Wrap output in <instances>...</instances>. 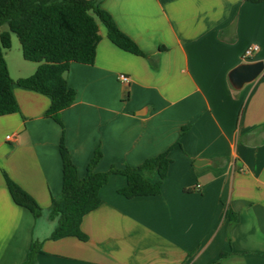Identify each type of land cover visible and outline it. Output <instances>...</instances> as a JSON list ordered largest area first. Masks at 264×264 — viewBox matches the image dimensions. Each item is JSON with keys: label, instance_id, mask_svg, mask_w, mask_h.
I'll list each match as a JSON object with an SVG mask.
<instances>
[{"label": "crops", "instance_id": "crops-1", "mask_svg": "<svg viewBox=\"0 0 264 264\" xmlns=\"http://www.w3.org/2000/svg\"><path fill=\"white\" fill-rule=\"evenodd\" d=\"M99 6L142 54L116 46L98 22L94 62H71L64 72L75 97L61 124L45 115L48 95L13 84L18 111L0 115V264H22L34 240L35 264H213L222 252L220 264H264V68L239 88L229 80L236 65L264 62V0ZM251 44L258 50L244 61ZM4 57L14 81L38 67ZM62 135L79 178L97 149L98 172L168 152L160 193L126 198L118 193L126 177L112 173L81 220L87 239H50ZM5 175L34 198L40 216L13 201Z\"/></svg>", "mask_w": 264, "mask_h": 264}, {"label": "trees", "instance_id": "trees-1", "mask_svg": "<svg viewBox=\"0 0 264 264\" xmlns=\"http://www.w3.org/2000/svg\"><path fill=\"white\" fill-rule=\"evenodd\" d=\"M247 1L256 3L263 0ZM98 22L105 26L108 38L116 46L137 55L142 54L134 40L122 32L112 16L99 6V0H0V115L18 111L12 89L16 83L48 95L50 105L45 115L61 124V110L68 107L75 97L64 72L71 62H94L100 39ZM3 25L7 26L6 30H2ZM11 33L20 42L23 58L38 63L33 74L15 81L9 74L4 57V50L11 47ZM59 153L62 186L59 197L53 198L48 208V217L56 221L50 239L66 236L87 239L80 228L81 220L99 205V190L110 174L119 173L126 177V184L118 189V193L126 198L156 195L161 191L162 180L171 161L168 152H163L146 159L137 167H111L98 172L94 170L101 158V152L97 149L87 165L86 175L79 178L63 135L59 141ZM155 175L157 179L152 180ZM5 182L16 204L29 209L34 217L41 215L42 208L29 193L7 175ZM227 214L231 216L230 212ZM40 250L41 242L32 241L22 264H35ZM225 254L220 253L213 264H220V258Z\"/></svg>", "mask_w": 264, "mask_h": 264}, {"label": "water", "instance_id": "water-1", "mask_svg": "<svg viewBox=\"0 0 264 264\" xmlns=\"http://www.w3.org/2000/svg\"><path fill=\"white\" fill-rule=\"evenodd\" d=\"M263 68L264 62L261 60L240 63L230 71L229 80L235 88H239L244 83L254 80Z\"/></svg>", "mask_w": 264, "mask_h": 264}, {"label": "rangeland", "instance_id": "rangeland-1", "mask_svg": "<svg viewBox=\"0 0 264 264\" xmlns=\"http://www.w3.org/2000/svg\"><path fill=\"white\" fill-rule=\"evenodd\" d=\"M6 29H7V26L3 25L2 26V30H6ZM11 35H12V38H13L12 46L9 49H6L4 51H6V53L8 55H13V56H16V57H19V58L23 57L22 56V52H21L20 42H19L17 36L14 33H11Z\"/></svg>", "mask_w": 264, "mask_h": 264}, {"label": "built area", "instance_id": "built-area-1", "mask_svg": "<svg viewBox=\"0 0 264 264\" xmlns=\"http://www.w3.org/2000/svg\"><path fill=\"white\" fill-rule=\"evenodd\" d=\"M257 50H258V46L257 45H255V44L249 45L245 49V51H244V53L242 55L243 60L247 61L253 55V53L255 51H257ZM118 79L120 81H122V82H129V80H130L129 77L126 74H124V73H119L118 74ZM7 138H9V136H7Z\"/></svg>", "mask_w": 264, "mask_h": 264}]
</instances>
